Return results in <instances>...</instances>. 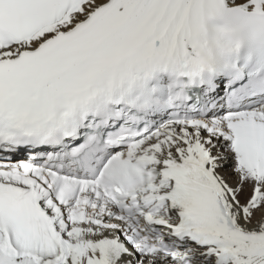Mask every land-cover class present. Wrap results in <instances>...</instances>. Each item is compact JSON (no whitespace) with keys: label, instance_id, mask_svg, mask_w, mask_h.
I'll list each match as a JSON object with an SVG mask.
<instances>
[{"label":"snow or ice","instance_id":"6c2138e0","mask_svg":"<svg viewBox=\"0 0 264 264\" xmlns=\"http://www.w3.org/2000/svg\"><path fill=\"white\" fill-rule=\"evenodd\" d=\"M0 264H264V0H0Z\"/></svg>","mask_w":264,"mask_h":264}]
</instances>
